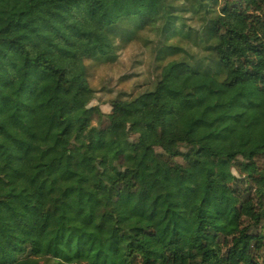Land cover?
Listing matches in <instances>:
<instances>
[{
	"label": "trees",
	"instance_id": "1",
	"mask_svg": "<svg viewBox=\"0 0 264 264\" xmlns=\"http://www.w3.org/2000/svg\"><path fill=\"white\" fill-rule=\"evenodd\" d=\"M17 198L44 224L5 264H264V0H0Z\"/></svg>",
	"mask_w": 264,
	"mask_h": 264
},
{
	"label": "rangeland",
	"instance_id": "2",
	"mask_svg": "<svg viewBox=\"0 0 264 264\" xmlns=\"http://www.w3.org/2000/svg\"><path fill=\"white\" fill-rule=\"evenodd\" d=\"M115 79V73L106 72ZM103 102L105 97L99 96ZM98 107L103 114L110 112L107 104L94 101L90 108ZM181 164V160L175 161ZM44 224V211L40 202L28 203L21 198L0 206V264L30 257L37 248Z\"/></svg>",
	"mask_w": 264,
	"mask_h": 264
}]
</instances>
